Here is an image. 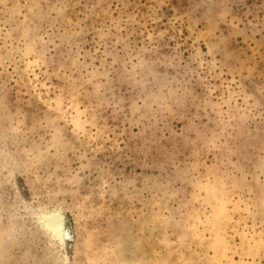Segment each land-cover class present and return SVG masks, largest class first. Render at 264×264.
Returning a JSON list of instances; mask_svg holds the SVG:
<instances>
[{
	"label": "rangeland",
	"instance_id": "374dc122",
	"mask_svg": "<svg viewBox=\"0 0 264 264\" xmlns=\"http://www.w3.org/2000/svg\"><path fill=\"white\" fill-rule=\"evenodd\" d=\"M0 264H264V0H0Z\"/></svg>",
	"mask_w": 264,
	"mask_h": 264
},
{
	"label": "bare ground",
	"instance_id": "6f19581e",
	"mask_svg": "<svg viewBox=\"0 0 264 264\" xmlns=\"http://www.w3.org/2000/svg\"><path fill=\"white\" fill-rule=\"evenodd\" d=\"M48 223H50V227H52L54 231H58L61 228V222L58 218L51 217V219L48 220Z\"/></svg>",
	"mask_w": 264,
	"mask_h": 264
}]
</instances>
